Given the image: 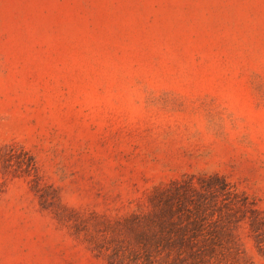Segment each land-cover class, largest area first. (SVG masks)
<instances>
[{"label": "rangeland", "instance_id": "1", "mask_svg": "<svg viewBox=\"0 0 264 264\" xmlns=\"http://www.w3.org/2000/svg\"><path fill=\"white\" fill-rule=\"evenodd\" d=\"M0 264H264V0H0Z\"/></svg>", "mask_w": 264, "mask_h": 264}]
</instances>
